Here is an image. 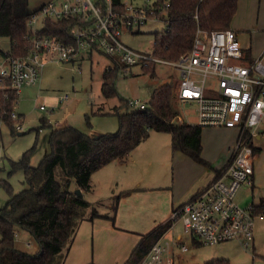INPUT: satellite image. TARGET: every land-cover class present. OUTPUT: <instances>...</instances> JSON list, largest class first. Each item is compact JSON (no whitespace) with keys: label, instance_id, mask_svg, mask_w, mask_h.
<instances>
[{"label":"built area","instance_id":"2783aa9c","mask_svg":"<svg viewBox=\"0 0 264 264\" xmlns=\"http://www.w3.org/2000/svg\"><path fill=\"white\" fill-rule=\"evenodd\" d=\"M160 2V3H159ZM125 10L116 9L114 0H50L36 9L28 20L25 35L34 47L23 56L5 55L0 63V86L9 81L20 89L39 82L48 58L57 55L61 61L75 58L81 47L99 49L133 66L163 61L179 71L176 97L184 103L196 104L197 123L201 126L236 127L238 137L229 161L214 178L172 211V222L182 221L184 233L193 243L217 245L238 240L244 247H255V225L264 212L253 202L240 204L237 194L241 186L255 183V143L264 118V49L247 60L237 32L232 28L206 30L198 28L191 51L172 60L148 54L128 45L122 38L149 20L169 14V0H123ZM161 4V5H159ZM161 6V8H160ZM71 20L68 32L75 43H66L55 35L42 33L45 19ZM155 45V42H154ZM69 98L60 95L59 101ZM130 106L144 109L147 104L129 99ZM45 103L40 105L46 109ZM5 113V112H3ZM10 116L16 129L23 115L14 109ZM4 122L0 117V124ZM181 237L164 233L150 248L141 264H177L176 258L187 251Z\"/></svg>","mask_w":264,"mask_h":264},{"label":"trees","instance_id":"16d2710c","mask_svg":"<svg viewBox=\"0 0 264 264\" xmlns=\"http://www.w3.org/2000/svg\"><path fill=\"white\" fill-rule=\"evenodd\" d=\"M169 2L168 27L164 34L156 33L154 53L175 60L192 50L198 28H231L239 0ZM114 3L117 10H125L123 0H114ZM32 13L28 9V0H0V36H8L11 40L5 55L23 56L33 50V43L25 36ZM70 24L71 20L53 21L47 18L40 32L55 35L66 43H75L68 32ZM110 57L114 64L105 70L102 83V93L108 98L117 95L118 72L131 67L113 56ZM246 58L252 60L247 54ZM156 64H143L142 68L155 75ZM3 85L6 87L0 86V117L15 133L16 120H13L10 113L15 109L20 93L9 81L5 80ZM175 85L176 83L166 81L156 87L144 109H127L123 112L117 109L115 114L118 116L119 128L97 137L73 125L54 127L49 118L41 119L42 127L51 128L50 152L37 166L32 165L30 160L36 148L35 143L19 160L13 161L15 169L24 170L28 187L15 192L8 181L0 179V186L10 196L0 210V264H63L80 223L85 219L93 220L103 216L113 219L118 207V198L115 197L111 212L102 213L95 203L86 198L85 193L93 188V173L112 161H127L129 154L152 131L170 133L173 151H182L194 160L209 165L202 156L203 126L176 121L179 112L172 104ZM126 104H129L128 101ZM88 123L91 124L89 116ZM258 149L255 147V151ZM58 165L66 176L63 181L56 177ZM73 182L75 190L71 187ZM256 209L264 211V197L256 204ZM171 225L172 220L169 219L144 234L125 264H141L155 241ZM17 229H26L33 234L39 245L37 252L30 253L17 247ZM192 241L197 243L195 238ZM203 264L231 263L228 258L222 257Z\"/></svg>","mask_w":264,"mask_h":264},{"label":"rangeland","instance_id":"374dc122","mask_svg":"<svg viewBox=\"0 0 264 264\" xmlns=\"http://www.w3.org/2000/svg\"><path fill=\"white\" fill-rule=\"evenodd\" d=\"M47 1L50 0H28V9L34 12ZM136 2L141 4L144 0H136ZM168 19L167 14L162 19L149 20L141 26L133 27L132 30H125L122 38L131 47L152 54L156 33H165ZM241 25L245 27L243 32L246 35H249L251 31L254 33L256 28H264V0H239L238 9L230 27L238 28ZM10 45V37L0 36V63L4 61L5 52L10 48ZM113 64L114 61L110 56L99 49H92L90 46L81 47L75 58L70 61L58 60L57 55L46 60L39 82L31 86L25 85L20 89L15 110L23 115L19 121L22 123V129L14 133L5 122L0 124L1 180L8 181L15 192L28 187L24 170L15 169L13 161L19 160L23 153L35 143L36 148L30 160L32 165L37 166L41 159L50 152L51 128L41 126L43 117L49 118L54 127L71 124L93 136L113 132L119 128L118 116L115 114L117 109L121 112L127 109H138L126 104L129 99L140 100L141 103L148 105L154 89L169 81L173 84L176 83L172 98L174 108L179 110L176 121H180V115H183L187 122H197L196 104L181 102L176 97L179 71L174 66L158 61L155 75L145 72L141 64L133 65L127 70L122 69L116 78L117 95L108 98L102 93V83L105 70L112 67ZM64 94H68L69 98L55 105V97ZM43 103L47 105L46 109L40 108ZM88 116L91 124L88 123ZM238 131L237 129L235 132L224 126H204L202 156L204 155L205 160L211 162L213 166L221 165L225 159L228 161L232 156L235 144L231 151L229 145L231 142L236 143ZM152 132L153 134H150L148 140L140 144L142 148L152 147L148 151L150 157L155 159L154 171L158 172L159 181L163 183L159 186H164L163 189L166 190L174 191V187L175 190L176 187L183 190L181 188L185 187L187 175L191 169H188V166H179L177 154L171 148L170 133ZM254 143L257 146H264V134L261 140L256 137ZM192 163L201 167L202 170H204L203 167H206L199 164L201 162ZM110 167L103 166L92 175L96 193L102 199L96 206L102 212L111 210L108 204L114 203V197H107L110 189L107 179L110 181L114 173L113 168ZM199 173L200 171H197V174ZM56 177L60 181L66 178L60 165L56 167ZM71 187L75 190V182ZM166 190L157 191H162L158 192L162 194ZM86 194L87 198L93 197L90 191ZM9 197L7 190L0 186V210L5 206ZM251 199L252 195L247 194L240 200V204L247 205ZM182 230L183 224L180 221L174 234L168 235L169 238L182 233ZM20 232L17 247L26 252H37L39 245L33 234L26 229H20ZM185 236L190 249L177 255L176 259L179 264H203L206 260L222 256L228 258L231 264H264V220L256 221L255 250L253 247H244L238 240H230L218 245H195L192 244L188 235ZM181 254L182 256H180ZM213 255L221 256L213 257Z\"/></svg>","mask_w":264,"mask_h":264},{"label":"crops","instance_id":"0c3cea01","mask_svg":"<svg viewBox=\"0 0 264 264\" xmlns=\"http://www.w3.org/2000/svg\"><path fill=\"white\" fill-rule=\"evenodd\" d=\"M244 28L245 27L241 25L238 28L234 27L232 29L238 34L240 43L245 51V56L247 54V56L253 59L264 49V28H256L257 31L254 30V33L251 31L249 35L243 32ZM246 59L248 60V58ZM60 102L59 96L55 97L54 104L58 105ZM180 121H186L183 115H180ZM193 123L196 124L197 122ZM227 129L237 132L236 128L227 127ZM151 134H153V132ZM263 134L264 118L260 125L257 138L261 140ZM147 140L148 139L142 141V143ZM141 144L129 154L127 161L115 160L106 165L111 166L110 168H113L114 172L111 180L109 181V179H107V184L110 186L107 197L118 198V207L114 212V218L103 216L96 217L93 220H83L79 225L74 242L63 264H125L144 234L150 232L157 225L168 221L176 206L186 201L195 192L207 185L216 175V171L229 161V158L227 159L228 161L225 159L224 163L219 166H213L211 162H209V165H204V163H199L186 153L177 150L175 152L177 154L179 166H188V169L191 170L187 175L185 187L181 188L183 190L177 187L176 190L174 187V191L170 189L166 190L163 189L164 186H159L163 183L159 181V174L157 171H154L153 168L155 159L150 157L148 151V149L152 147L142 148ZM234 144L233 142L230 143V151ZM256 147L259 149L256 151L255 158V183L253 186H241L237 194V199L240 201L248 194L252 195L250 202L258 204L261 198L264 197V146L256 145ZM203 158L205 159L204 155ZM192 162L202 164L206 167H203L204 170H202L201 167ZM197 171H200V173L197 174ZM95 187L96 186L93 184V188L90 191L93 197L86 198L97 204L102 199L100 196L98 197ZM157 190L166 191L160 194L158 192L162 191ZM86 195L85 193V196ZM112 205L108 204V207H110L109 209L112 208ZM108 212L111 211L108 210L102 213ZM258 220L261 221L264 220V218ZM178 222H180V220L174 223L172 222L171 227L165 233L167 235L174 234ZM20 234V229H17L16 245H18V236H20ZM185 235L183 227L182 233H178L175 237H181V239L186 242ZM189 249L190 247L188 250ZM180 256H182V254ZM214 256L221 255H213V257ZM176 263L179 264L177 260Z\"/></svg>","mask_w":264,"mask_h":264},{"label":"water","instance_id":"95a60500","mask_svg":"<svg viewBox=\"0 0 264 264\" xmlns=\"http://www.w3.org/2000/svg\"><path fill=\"white\" fill-rule=\"evenodd\" d=\"M77 191L81 192L79 189H77Z\"/></svg>","mask_w":264,"mask_h":264}]
</instances>
